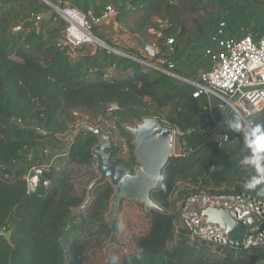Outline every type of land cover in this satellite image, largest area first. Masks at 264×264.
I'll return each instance as SVG.
<instances>
[{
  "label": "trees",
  "instance_id": "16d2710c",
  "mask_svg": "<svg viewBox=\"0 0 264 264\" xmlns=\"http://www.w3.org/2000/svg\"><path fill=\"white\" fill-rule=\"evenodd\" d=\"M49 1L85 13L92 10L96 16L113 4L120 25L157 45L159 56L173 61L174 71L190 79L210 69L206 49H217L210 35L220 22L226 24L227 38L242 33H251L255 40L264 37V0H124L123 5L121 0ZM48 11L50 6L43 0H0V264H85L84 237L106 234L115 239L118 217L111 224L107 217L114 193L110 182L96 189L85 209L77 210L87 193L77 188L71 166L93 164L97 135L83 131L69 151L56 158L42 176L51 180L50 187L40 185L30 192L24 178L23 164L37 147H65L62 135L75 128L69 113L80 108L115 123L129 145L127 155L119 147L115 159L135 173L140 163L125 125L156 117L169 127L190 128L183 145L188 153L170 158L160 186L152 193L161 209L148 212V231L137 238L132 253L106 264H257L264 260L262 247L238 255L213 253L210 245L192 242L185 228L177 232L178 203L193 190L191 185L211 191H247L264 201L259 194L264 185L246 187L256 172L240 164L247 150L242 135L229 126L236 113L227 116L229 140L219 145L208 127L221 113L214 108L211 115L206 96L195 98L189 83L159 70L145 71L140 62L103 47L93 54L83 48V54L74 55L70 46L57 43L65 25L58 14L36 24V15ZM170 38L174 43L169 44ZM113 64L116 75L104 77ZM92 68L98 70L90 72ZM248 121L264 125V111L250 115ZM2 167L20 175L11 180L1 174Z\"/></svg>",
  "mask_w": 264,
  "mask_h": 264
},
{
  "label": "built area",
  "instance_id": "2783aa9c",
  "mask_svg": "<svg viewBox=\"0 0 264 264\" xmlns=\"http://www.w3.org/2000/svg\"><path fill=\"white\" fill-rule=\"evenodd\" d=\"M50 11L36 15V24L44 18L58 14L65 25L57 38L58 45L70 46L73 54H83L88 48L95 53L100 47H106V40L99 32V24L111 18L118 9L109 4L100 16L92 10L87 13L67 4L52 3L48 0ZM225 22H220L219 27L210 35V40L217 45L206 49V54L211 56V67L202 70L198 79L184 77L174 71L175 63L163 56H159V48L152 44L157 51L156 59L145 58L136 53L119 49L117 55L132 58L140 62L145 71L159 70L176 79L189 83L193 87L192 95L195 98L206 96L209 101L207 108L214 116V108L221 114L215 122L208 127L211 138L219 145L229 140L227 132V116L234 112L240 114L245 122L252 114L264 111V37L255 40L251 33L236 34L225 37ZM169 44L174 39L168 40ZM170 47H172L170 45ZM98 68L90 69L96 72ZM116 75V66L113 64L103 73L104 77ZM175 137V153L180 155L183 151L185 135L189 129L171 127ZM37 130L45 131L37 127ZM180 146L176 152V145ZM190 153V152H189ZM52 165H32L30 170L35 171L33 184L37 189L40 185L44 188L51 186V180L42 176L50 170ZM189 185V184H188ZM190 186V185H189ZM193 190L179 203L180 222L178 225L188 231L192 242L206 243L223 251H232L240 254L255 247L264 248V201L253 196L247 191H219L202 190L191 185ZM208 207L227 209L236 221L242 223L247 233L242 246L230 238L224 228L219 224L209 223L204 209ZM2 233H6L3 229ZM257 264H264V260Z\"/></svg>",
  "mask_w": 264,
  "mask_h": 264
},
{
  "label": "water",
  "instance_id": "95a60500",
  "mask_svg": "<svg viewBox=\"0 0 264 264\" xmlns=\"http://www.w3.org/2000/svg\"><path fill=\"white\" fill-rule=\"evenodd\" d=\"M44 1L49 3L48 0ZM123 3L124 0H121V5ZM118 15L119 11L98 25L100 35L112 40V44L105 42L109 51L118 53L119 49L113 45L115 44L123 48L135 49L145 58L156 59V48L139 33L130 31L120 25ZM14 29L18 30L20 26ZM170 49L169 46L167 51L169 52ZM126 129L133 136V143L136 146L135 154L137 161L140 163V169L136 173L115 159L119 152V145L110 133L90 123H83L77 131L69 132L73 138L64 153L69 151L70 145L77 140L83 131H89L98 136V143L93 147L92 152L99 177L89 185L87 198L77 210L82 211L85 209L93 200L96 189L107 181L114 189L107 214L109 219L115 216V212L123 198L135 199L143 203L148 212L154 208L161 209V206L153 199L152 193L160 186L163 169L168 161L176 156L174 131L156 117H145L143 120L138 121L136 125L128 124ZM64 135L62 136L65 137ZM62 152L60 149L52 150L47 156L45 149L37 147L32 162H36L39 155L46 165H52L54 158ZM1 174L14 180L20 175V172L2 167ZM34 176L35 171L30 170L28 175L30 192L36 191L33 184ZM203 211L209 223L219 224L238 246L243 245L247 229L242 223L231 217L227 209L208 207Z\"/></svg>",
  "mask_w": 264,
  "mask_h": 264
},
{
  "label": "rangeland",
  "instance_id": "374dc122",
  "mask_svg": "<svg viewBox=\"0 0 264 264\" xmlns=\"http://www.w3.org/2000/svg\"><path fill=\"white\" fill-rule=\"evenodd\" d=\"M43 2L45 1L43 0ZM106 42L108 41L106 40ZM69 121L71 126H74L75 128L70 129L68 132L65 133V135L63 134L65 136H62L65 142V147L63 149H60L61 151H63L62 153H60V155L64 154V151L67 149L68 145L72 141L73 136L69 132L77 131L78 127L83 123H90L91 125L99 127L103 131L110 133L119 145V147L122 148V155H127V151L129 149L128 142L126 138L121 136L115 123L109 120L108 117H104L102 115H95L93 113H90L86 109L80 108L72 110L69 113ZM136 123L137 122L131 125H136ZM127 125H125V127ZM179 149L180 146L177 144V153L179 152ZM51 151L52 150H46L47 156ZM58 156L54 158L52 165L55 163V160ZM33 159L34 153L32 154V157L29 159V161L23 164V173L27 184L28 175L32 165H46L45 162L41 159V157L36 162H32ZM71 169V175L73 181L76 183L77 188L79 190L85 189L88 195L89 185L99 177L95 161H93V164L90 166L73 163ZM182 188H184V186H182L181 189ZM179 190L180 189L175 191L174 196H177L179 194ZM115 216L118 217L119 221L117 233L114 234L115 239H112L106 234H102L101 236H94V238H90L87 236L83 238V242L86 246V253L88 256V259L86 260L85 264H106L112 261L113 259L117 258L118 256L132 253L136 249L137 238L141 234L147 232L150 227V216L148 214V211L146 210V206L135 199L123 198L119 203V206L115 212ZM114 217L112 219L108 218L110 224L112 223ZM179 228L180 226L178 225L177 232L181 230ZM220 251V249L211 246V252L220 253Z\"/></svg>",
  "mask_w": 264,
  "mask_h": 264
},
{
  "label": "clouds",
  "instance_id": "9594fccd",
  "mask_svg": "<svg viewBox=\"0 0 264 264\" xmlns=\"http://www.w3.org/2000/svg\"><path fill=\"white\" fill-rule=\"evenodd\" d=\"M229 126L242 135L244 148L247 150L246 155L240 161L241 166L254 169L256 172L246 187L256 189L264 185V125L252 121L245 122L243 117L237 113L229 122ZM259 194L264 195V188H260Z\"/></svg>",
  "mask_w": 264,
  "mask_h": 264
},
{
  "label": "crops",
  "instance_id": "0c3cea01",
  "mask_svg": "<svg viewBox=\"0 0 264 264\" xmlns=\"http://www.w3.org/2000/svg\"><path fill=\"white\" fill-rule=\"evenodd\" d=\"M21 28V27H20ZM15 30H17V29H15ZM34 153H35V151H34ZM39 159H40V157H39Z\"/></svg>",
  "mask_w": 264,
  "mask_h": 264
}]
</instances>
